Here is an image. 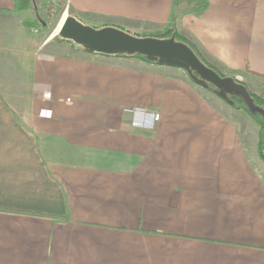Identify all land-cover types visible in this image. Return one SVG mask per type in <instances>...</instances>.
I'll return each mask as SVG.
<instances>
[{
    "label": "crops",
    "instance_id": "0c3cea01",
    "mask_svg": "<svg viewBox=\"0 0 264 264\" xmlns=\"http://www.w3.org/2000/svg\"><path fill=\"white\" fill-rule=\"evenodd\" d=\"M59 1L142 35L173 0ZM207 2L179 3L177 32L250 89L264 0ZM30 12L0 0V264H264V162L240 108L181 68L56 40ZM129 108L160 118L140 127Z\"/></svg>",
    "mask_w": 264,
    "mask_h": 264
},
{
    "label": "water",
    "instance_id": "95a60500",
    "mask_svg": "<svg viewBox=\"0 0 264 264\" xmlns=\"http://www.w3.org/2000/svg\"><path fill=\"white\" fill-rule=\"evenodd\" d=\"M56 36L75 48L106 56H140L158 65L183 69L189 79L209 89L229 105L239 104L253 117L260 118L264 128V106L259 105L247 86L232 75H221L207 65L185 41L175 33L158 37L137 35L114 25L95 27L67 14Z\"/></svg>",
    "mask_w": 264,
    "mask_h": 264
},
{
    "label": "trees",
    "instance_id": "16d2710c",
    "mask_svg": "<svg viewBox=\"0 0 264 264\" xmlns=\"http://www.w3.org/2000/svg\"><path fill=\"white\" fill-rule=\"evenodd\" d=\"M40 5L35 0H13L14 2V11H24V10H32L33 11V17L24 20L25 24L28 27H40V25L43 24L42 15L45 14V12H48L49 5H52L51 0H40ZM181 2H186L188 5V8H186L184 12H200L206 8L208 5L207 0H173L172 1V10L170 12L169 20L168 22L160 29H157L152 32L143 33L142 35H152V36H158V37H164L168 36L171 33H175V36L177 39L183 40L186 43H188L194 51L198 54V56L207 63L210 67L216 69L221 75H224L222 72H220L217 68L209 64L199 53V50L196 45H194L192 42L188 41L187 39L183 38L178 32H177V18H178V12L176 11L175 7L179 5ZM52 7V6H51ZM58 11H61L59 8L56 10V13ZM46 29V27H43ZM57 40H59L56 37ZM137 58L142 59L140 56H135ZM145 60V59H144ZM147 61V60H146ZM237 71L235 70H229V74L232 76H235ZM236 79V78H235ZM237 80V79H236ZM252 96L255 98L256 102L264 106V96L260 94H255L251 92ZM239 108H242L241 105H238ZM245 110V109H244ZM248 114H250L247 110H245ZM253 117V116H252ZM257 120V122L260 125L258 135H257V151L261 158V160L264 162V128H263V122L260 118L253 117Z\"/></svg>",
    "mask_w": 264,
    "mask_h": 264
},
{
    "label": "rangeland",
    "instance_id": "374dc122",
    "mask_svg": "<svg viewBox=\"0 0 264 264\" xmlns=\"http://www.w3.org/2000/svg\"><path fill=\"white\" fill-rule=\"evenodd\" d=\"M38 5H40V0H35ZM58 3L57 4H53L52 5H49L48 7V12H45V14L42 15V20H43V24L40 25V27L38 28H43V27H46V29H44V32L45 34H48V35H52V33L54 32L58 22H59V19L62 15V13L65 11H62V3L61 1L57 0ZM187 4V3H186ZM52 6V7H51ZM60 9L61 11H58L56 13V10L57 9ZM30 11V10H29ZM32 12V17L34 16L33 14V11L31 10ZM31 12L29 13L31 15ZM70 14V13H68ZM42 29V30H43ZM54 39H56V35L53 36ZM58 38V37H57ZM59 39V38H58ZM188 41L192 42L194 45L197 46L198 50H199V53L201 54V56L209 63L211 64L212 66H214L215 68H217L220 72H222L224 75H230L229 74V70L227 67H225L224 65H222L220 62H218L216 59H214L213 57H211L209 54H207L203 49H201L195 42L194 40H192L190 37L186 38ZM57 40V39H56ZM59 41H64V40H61L59 39ZM68 42V41H67ZM70 43V42H69ZM72 44V43H71ZM73 45V44H72ZM207 64V63H206ZM208 65V64H207ZM216 70V69H215ZM217 71V70H216ZM247 79V84L249 86V91L250 92H253L255 94H260V95H263L264 96V80L262 81H259L258 83H255L253 81H251L249 78H246ZM206 89V88H205ZM209 90V89H208ZM212 92V91H211ZM213 93V92H212ZM217 96V95H216ZM222 100V99H221ZM223 101V100H222ZM226 103V102H225ZM227 106H229V104L226 103ZM240 105V104H239ZM230 106H233V105H230ZM233 107H236V108H239L238 106H233ZM246 110V109H245ZM244 110V108H240V110H234V113L233 115H235L234 117L237 119V122L239 123L240 125V128H244V129H248V130H251L253 132H255L257 129L259 130L260 128V125L259 123L257 122L256 119H254L252 117V115L248 114L246 111ZM248 115H250L252 117V119L254 121H256V125L255 123L252 122V120L250 118H248Z\"/></svg>",
    "mask_w": 264,
    "mask_h": 264
},
{
    "label": "built area",
    "instance_id": "2783aa9c",
    "mask_svg": "<svg viewBox=\"0 0 264 264\" xmlns=\"http://www.w3.org/2000/svg\"><path fill=\"white\" fill-rule=\"evenodd\" d=\"M128 110L133 113V124L140 127L152 128L160 118L158 112L149 111L144 108H129Z\"/></svg>",
    "mask_w": 264,
    "mask_h": 264
},
{
    "label": "bare ground",
    "instance_id": "6f19581e",
    "mask_svg": "<svg viewBox=\"0 0 264 264\" xmlns=\"http://www.w3.org/2000/svg\"><path fill=\"white\" fill-rule=\"evenodd\" d=\"M66 15H67V12L64 11V12L62 13L60 19H59V22H58V24H57V26H56L54 32H53L52 35H51L52 37L55 36V35L58 33L59 28L61 27V24H62V22H63V20H64V18H65Z\"/></svg>",
    "mask_w": 264,
    "mask_h": 264
}]
</instances>
